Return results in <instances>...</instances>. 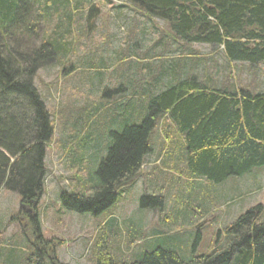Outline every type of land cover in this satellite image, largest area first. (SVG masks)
Wrapping results in <instances>:
<instances>
[{
  "label": "trees",
  "instance_id": "obj_1",
  "mask_svg": "<svg viewBox=\"0 0 264 264\" xmlns=\"http://www.w3.org/2000/svg\"><path fill=\"white\" fill-rule=\"evenodd\" d=\"M86 1L0 0V186L21 197L28 217L24 237L32 249L26 255L3 250L0 264H63L56 258L54 241L42 237L37 216L53 128L32 79L41 69L67 59L68 21L73 11L85 9ZM124 1L137 14L165 22L168 33L161 32L160 38L182 43V52L192 44H211L222 48L229 65L264 64V0ZM183 65L181 59L168 67L161 63L148 82L135 83L133 96L141 97L137 101L141 110L125 102L121 131L102 130L107 154L88 180L79 181L78 191H62L63 209L101 217L117 204L122 187L135 182L152 153V137L162 121L163 136L176 140L182 166L194 177L222 184L264 168V91L257 82L254 85L256 69L253 81L242 86L231 83L230 73L218 81L208 73V64L202 78L191 64L183 75ZM165 80L168 83L157 92V84ZM163 205L162 198L140 199L141 209L161 210ZM263 215L260 205L240 215L219 231L223 240L208 254L196 251L200 233L191 252L186 238L176 237L180 236L176 232L162 246L131 260L115 258L103 239L96 264H264ZM105 224L111 229L119 223L110 218Z\"/></svg>",
  "mask_w": 264,
  "mask_h": 264
},
{
  "label": "rangeland",
  "instance_id": "obj_2",
  "mask_svg": "<svg viewBox=\"0 0 264 264\" xmlns=\"http://www.w3.org/2000/svg\"><path fill=\"white\" fill-rule=\"evenodd\" d=\"M83 6L68 21L71 49L67 59L41 69L32 79L53 128L52 140L46 145L44 194L37 207L42 237L54 241L56 258L63 264H96L103 239L115 258L131 260L162 246L176 232L180 234L176 237L186 238L189 252L200 233L197 253H211L223 240L219 238L221 229L251 208L260 205L264 210V168L222 184L194 177L182 166L176 140L163 136L165 121L152 137V153L139 176L122 187L117 204L104 215L67 211L60 195L63 190L78 191L79 181L88 180L91 170L106 156L102 130L121 131L125 102H132L133 110H141L137 106L141 97L133 96L135 83L140 79L148 82L157 65L168 67L181 59L183 75L191 64L194 74L202 78L208 64V73L218 81L226 80L230 73L231 83L242 86L253 81L256 69L254 85L257 82L264 91V64L252 69L248 64L229 65L222 48L211 44H192L182 52V43L160 38L161 32L168 33L165 22L137 14L124 0H89ZM39 29L42 34L45 27ZM166 42L167 51L162 53ZM211 60L217 62L215 67ZM167 83H158L157 92ZM144 88L148 89L147 84ZM81 155L87 156L80 163ZM142 196L162 198L164 205L161 210L141 209ZM26 212L21 197L0 186V253L32 252L23 231ZM110 218L119 223L111 229L105 224Z\"/></svg>",
  "mask_w": 264,
  "mask_h": 264
}]
</instances>
